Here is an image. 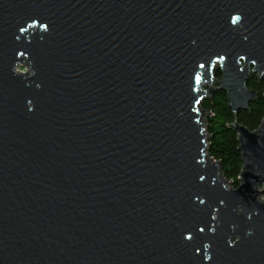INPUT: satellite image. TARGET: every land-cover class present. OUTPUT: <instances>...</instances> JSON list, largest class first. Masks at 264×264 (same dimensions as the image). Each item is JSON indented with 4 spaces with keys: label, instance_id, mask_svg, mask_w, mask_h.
Segmentation results:
<instances>
[{
    "label": "water",
    "instance_id": "obj_1",
    "mask_svg": "<svg viewBox=\"0 0 264 264\" xmlns=\"http://www.w3.org/2000/svg\"><path fill=\"white\" fill-rule=\"evenodd\" d=\"M252 75L264 0H0V264H264V121L237 189L201 121Z\"/></svg>",
    "mask_w": 264,
    "mask_h": 264
},
{
    "label": "trees",
    "instance_id": "obj_2",
    "mask_svg": "<svg viewBox=\"0 0 264 264\" xmlns=\"http://www.w3.org/2000/svg\"><path fill=\"white\" fill-rule=\"evenodd\" d=\"M220 70L214 72V85L221 80ZM248 88L257 93V97L247 110L234 113L229 107L227 94L217 89L214 94L201 103L206 113V132L209 136L206 153L220 164L226 182L233 188H239L243 172L242 154L239 151L238 134L231 128L236 122L252 132L260 129L264 121V78L252 75Z\"/></svg>",
    "mask_w": 264,
    "mask_h": 264
},
{
    "label": "snow or ice",
    "instance_id": "obj_3",
    "mask_svg": "<svg viewBox=\"0 0 264 264\" xmlns=\"http://www.w3.org/2000/svg\"><path fill=\"white\" fill-rule=\"evenodd\" d=\"M239 20H241V17H240L239 15H236V16H234V17L232 18V23L235 24V23H236L237 21H239ZM44 27L47 28L48 26H47V25H44ZM218 58H219V57H218ZM222 58H223V59H226V57H222ZM201 66H203V65H201ZM199 79H200V78H199V76H198V77H197V81H199ZM199 231H200V232H203L204 229H203V228H200ZM187 239L190 240V239H191V236H188ZM208 259L210 260L211 257H208Z\"/></svg>",
    "mask_w": 264,
    "mask_h": 264
},
{
    "label": "rangeland",
    "instance_id": "obj_4",
    "mask_svg": "<svg viewBox=\"0 0 264 264\" xmlns=\"http://www.w3.org/2000/svg\"><path fill=\"white\" fill-rule=\"evenodd\" d=\"M17 71H18V72H21V73H28V72H29V69H28V68L19 67V68L17 69ZM201 121H202V123H205V116H202ZM226 187H227L228 189H232V188H233V187H232L231 185H229L228 183L226 184Z\"/></svg>",
    "mask_w": 264,
    "mask_h": 264
}]
</instances>
